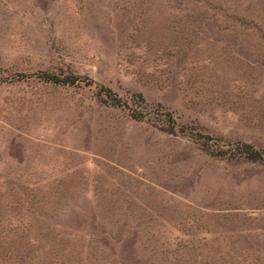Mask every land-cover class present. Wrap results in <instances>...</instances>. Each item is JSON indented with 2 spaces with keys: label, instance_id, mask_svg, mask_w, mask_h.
Returning <instances> with one entry per match:
<instances>
[{
  "label": "rangeland",
  "instance_id": "obj_1",
  "mask_svg": "<svg viewBox=\"0 0 264 264\" xmlns=\"http://www.w3.org/2000/svg\"><path fill=\"white\" fill-rule=\"evenodd\" d=\"M0 264H264V0H0Z\"/></svg>",
  "mask_w": 264,
  "mask_h": 264
},
{
  "label": "trees",
  "instance_id": "obj_2",
  "mask_svg": "<svg viewBox=\"0 0 264 264\" xmlns=\"http://www.w3.org/2000/svg\"><path fill=\"white\" fill-rule=\"evenodd\" d=\"M131 113L135 116H139V115H137L136 111H131ZM135 116L133 117L134 119L137 118ZM141 117H142V115H141ZM235 151L237 152V154L239 156H243V158H245L247 160L254 161V160H261L262 159L261 158L262 156L260 155V153L248 144H240L239 146H237L235 148Z\"/></svg>",
  "mask_w": 264,
  "mask_h": 264
}]
</instances>
